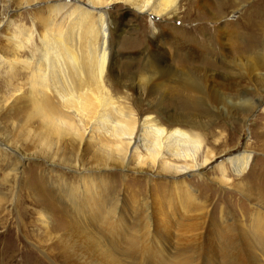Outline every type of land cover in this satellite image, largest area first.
Returning <instances> with one entry per match:
<instances>
[{
    "label": "bare ground",
    "instance_id": "obj_1",
    "mask_svg": "<svg viewBox=\"0 0 264 264\" xmlns=\"http://www.w3.org/2000/svg\"><path fill=\"white\" fill-rule=\"evenodd\" d=\"M46 1L23 0L19 8ZM54 1L58 4L43 10L47 14L39 11L32 21L20 18L15 30H7L0 43V63L4 61V69L0 68L4 72L0 77V110L6 104L13 106L11 111L14 110L16 118L10 130H0V138L5 141L0 144L3 149L0 155L6 159H3L5 174L1 184L10 192L0 191V202L14 205L16 184L22 181L24 173L21 159L10 156L8 148L14 154L36 158L37 154L29 156L25 151H37L46 141L51 148L43 156L51 167L68 164L87 172L113 168L124 171L132 169L127 166L133 160L138 171L148 165V171L157 175H199L216 158L211 156L203 162L198 159L202 134L210 123L224 118L244 124L255 110H264V0L252 2L248 9L242 8L247 0H216L217 3L213 0ZM112 5L124 8L122 19L132 14L138 18L147 14L160 20L150 31H136V38L145 46L144 64L131 74L111 69L114 49L123 32L121 21L113 20L111 13L104 11ZM229 9L240 12L235 22L227 20ZM181 14L193 25L185 29L187 40L167 34V29L175 27L162 26L164 21H180ZM160 23L161 28H156ZM210 23L214 24L213 28L209 27ZM204 33L209 38L212 36L209 43L201 37ZM113 34L117 37L115 41ZM122 45H129V41L123 40ZM131 91L139 95L131 102L133 106L141 107L148 102L147 97L162 92V101L169 99L170 103L181 106L184 113L170 114L160 103L150 102L147 103L149 111H145L147 116L139 124V112L129 107L128 92ZM241 115L245 118L242 121ZM259 134L262 135L256 133ZM30 137L34 138L30 141ZM90 145L95 152L93 163L88 166L81 154ZM246 148L252 151L238 153L221 163L215 172L220 174L216 179L221 184L230 181L229 172L235 173L241 178L235 186L246 198L252 199L258 191L246 174L254 161L251 152L256 150L252 145ZM227 150L230 149L224 152ZM177 161L183 162L177 164ZM96 178L81 175L78 187L64 180L56 185L60 199H66L75 208L76 218L80 219L78 224L92 227L86 233L74 226L69 235L79 252L87 250L95 261L125 264L124 256L132 261L155 238L154 215L146 206L133 222L129 221L131 215L128 218L121 213L125 209L122 200L112 192L114 188H102ZM186 183L185 179L179 186ZM20 185L23 187L25 180ZM36 187L33 190L40 198L32 203L48 204L43 198V189L36 190ZM183 210L190 212L189 206ZM41 219L47 227L48 218L42 215ZM123 220L128 221L119 222ZM263 220V217L257 218L254 229L243 236L252 242L245 245L246 251L253 253L256 244L264 248V237L260 235L264 234ZM225 240L221 250L231 249L229 244L238 239L225 237ZM63 248L67 251V247ZM191 252L180 254L185 255L183 262L176 260L174 264H192L194 254L186 256ZM252 260V264H257L256 258Z\"/></svg>",
    "mask_w": 264,
    "mask_h": 264
},
{
    "label": "rangeland",
    "instance_id": "obj_2",
    "mask_svg": "<svg viewBox=\"0 0 264 264\" xmlns=\"http://www.w3.org/2000/svg\"><path fill=\"white\" fill-rule=\"evenodd\" d=\"M22 1L0 0V43H3V35L7 30L10 32L15 30L17 24L20 23V18L32 21L39 11L43 12L45 8L58 4L54 0H48L34 7L19 8ZM254 1L256 0H247L241 7L248 9ZM213 2L217 3L216 0ZM123 10L124 8L120 5H112L104 10L111 13L113 20L121 21L120 25L123 28L120 43L114 49L115 59L111 69H116L119 73L131 74L139 71L144 64L142 50L145 46H142L141 41L136 38V31H150L149 29L154 28L153 24L160 20L147 14H143L139 18L132 14L122 19ZM226 16H229L227 19L229 22H235L240 17V12L229 9ZM178 17L180 21H164L162 26L164 24L171 28L175 27L176 29H167V34L170 33L173 38L179 40H187L189 37L186 35L185 29H191L192 22L188 18L183 19V14ZM57 19L60 20V17L57 16ZM5 25L6 27H4ZM211 26L213 28L214 24L210 23L209 27ZM36 27L42 30L41 27ZM155 27L161 28V23ZM112 36L113 41L117 40L115 34ZM191 36L193 37L192 34ZM201 37L205 43H209V39H212V36L209 38V35L205 33ZM123 40H128L129 45H122ZM0 68L4 69L3 60L0 63ZM3 74L4 72L0 71V77ZM128 93L130 94L128 97L132 99L128 100L129 107L135 112H139V124L142 118L147 116L145 111H149L147 103L150 102L154 105L160 103L162 108L170 114L184 113L181 106L174 102L170 103L169 99L168 101L163 100V103L162 92L147 97L148 102H145L146 104L144 103L141 107L131 104L139 96L136 91ZM262 100L264 101V95ZM12 107L6 104L0 110L1 132L10 130L13 124L15 125L16 118L14 110L11 111ZM244 119V116L241 115L240 120ZM258 132L262 135L257 136ZM33 138L30 137V141ZM202 141L203 144L198 153L199 161L203 162L211 156H216V158L199 175L198 173H189L181 177L154 174L148 171V165H144L146 168L142 171L135 170V161L133 160H130L129 166H127L132 169L124 171L113 168L87 172L78 170L74 166L70 167L68 164H55L54 167H51L48 159L43 156L51 148L46 145V141L38 146L37 151L24 150L29 156L37 154L36 158L25 157L23 153L14 154L9 148L5 149L10 156L21 159V169H24V173L20 183L22 184L25 180V185L21 187L20 183L16 184L14 205L0 202V264H102L101 261H95L87 250L79 252L75 240L71 239L69 230L74 229V226L81 227V230L84 229L83 231L86 233L90 232L92 227L78 224L80 219L76 218L78 215L76 216L74 213L75 208L66 199L63 201L60 199L56 187L61 180L78 187L81 175L85 177L97 176L96 179L102 188L105 186L114 188L112 192L122 200L125 209L121 213H125L128 218L131 215L129 221L133 222L138 212L144 211L146 206H149L148 210L154 215L152 226L156 234L155 238L144 245L143 253L137 254V257L132 261L124 256L125 264H174L176 260L183 262L185 255L181 256L180 254L183 255L185 251L191 252L189 249L194 252L186 255L189 258L191 254H194L192 264H252V257L256 258L257 264H264V248L256 244L253 253L251 250L246 251L245 245L252 242L251 239H243V236L248 234L247 231L256 226H254L255 220L260 217L264 218V197L262 195L264 194V152H262L264 151V110L262 108L255 110L244 124L239 121L228 122L226 119L220 118L210 123L208 130L202 134ZM4 143L5 141L0 138V144ZM248 145H252L256 150L251 152L254 161L249 174L248 172L246 174L250 184L257 187L255 190L258 191L254 192L252 199L246 198L235 186L240 183L241 179L235 173L229 172L230 181L227 184H221L216 179L220 178V174L215 172L221 163L238 153L252 151L246 148ZM1 147L0 149L3 150ZM225 149L230 150H227L226 153ZM84 151V155L81 154V159L90 166L93 163L91 161L94 158L95 148L90 145V147H85ZM142 154L145 155L144 150ZM3 159L5 158L0 155V191L9 194L10 192L7 193L1 184L5 174ZM182 162L177 161L176 163ZM49 169L55 170V174ZM185 179L187 183L179 186ZM34 186H37L34 188L36 190L43 189V198L48 204L32 203L40 198L39 193L33 190ZM20 188H23V191ZM186 206H189V214L184 213L183 208ZM87 212L90 213V211ZM256 212L260 214V217ZM42 215L48 218L47 227L43 226ZM124 221L128 220L119 222ZM260 235L264 237V234ZM225 237L238 239L229 244L230 251L221 250L222 244H225L226 241ZM262 243L264 246V242ZM63 246L67 247V251H64Z\"/></svg>",
    "mask_w": 264,
    "mask_h": 264
}]
</instances>
